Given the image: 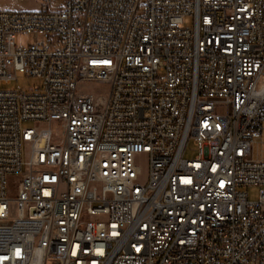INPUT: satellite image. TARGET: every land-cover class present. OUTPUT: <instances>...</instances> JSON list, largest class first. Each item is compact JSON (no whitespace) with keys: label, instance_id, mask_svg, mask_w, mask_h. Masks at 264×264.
<instances>
[{"label":"built area","instance_id":"2783aa9c","mask_svg":"<svg viewBox=\"0 0 264 264\" xmlns=\"http://www.w3.org/2000/svg\"><path fill=\"white\" fill-rule=\"evenodd\" d=\"M60 1L0 10V264H264V0Z\"/></svg>","mask_w":264,"mask_h":264},{"label":"rangeland","instance_id":"374dc122","mask_svg":"<svg viewBox=\"0 0 264 264\" xmlns=\"http://www.w3.org/2000/svg\"><path fill=\"white\" fill-rule=\"evenodd\" d=\"M42 0H0V10H7V11H25V12H31V11H37L40 9ZM61 6L60 0H54V7ZM186 26L192 27L193 26V19L188 18L186 20ZM32 37L30 36H19L17 39L18 44H28L32 42ZM37 81L34 79L27 78L24 74H19V78L17 81H14L11 85L6 86L5 88L7 90H13L17 89L18 87H29L31 85L36 84ZM87 88L94 92L99 93H105L106 86L103 85H91L87 86ZM34 123L27 122L24 124V127H33ZM254 154L256 157L263 158L264 159V134L262 138L254 145L253 147ZM197 155V149L193 145V141L191 140L188 143L187 151H186V157L188 159H193ZM137 164L140 166L142 171V181L146 182L147 175L149 171V162L146 155H139L137 158ZM246 191L249 194V198L252 201L257 200L259 196V189L256 187H249L246 189Z\"/></svg>","mask_w":264,"mask_h":264},{"label":"snow or ice","instance_id":"6c2138e0","mask_svg":"<svg viewBox=\"0 0 264 264\" xmlns=\"http://www.w3.org/2000/svg\"><path fill=\"white\" fill-rule=\"evenodd\" d=\"M104 63H109L107 61H105ZM185 183H187L188 181H184ZM221 187H223V184H221ZM16 255L19 256L20 255V250L17 249ZM73 255H75V252H73Z\"/></svg>","mask_w":264,"mask_h":264}]
</instances>
